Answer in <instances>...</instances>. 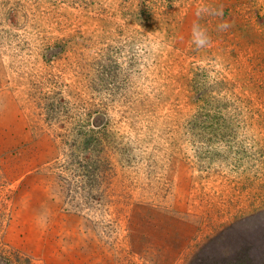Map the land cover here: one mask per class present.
Returning <instances> with one entry per match:
<instances>
[{"label":"rangeland","instance_id":"1","mask_svg":"<svg viewBox=\"0 0 264 264\" xmlns=\"http://www.w3.org/2000/svg\"><path fill=\"white\" fill-rule=\"evenodd\" d=\"M0 78V264H190L264 221V0H0Z\"/></svg>","mask_w":264,"mask_h":264},{"label":"trees","instance_id":"2","mask_svg":"<svg viewBox=\"0 0 264 264\" xmlns=\"http://www.w3.org/2000/svg\"><path fill=\"white\" fill-rule=\"evenodd\" d=\"M237 224L210 240L201 251L202 256L194 257L190 264H264V221L243 229ZM230 239L236 243L232 250L228 249ZM231 252L235 254L231 256Z\"/></svg>","mask_w":264,"mask_h":264},{"label":"crops","instance_id":"3","mask_svg":"<svg viewBox=\"0 0 264 264\" xmlns=\"http://www.w3.org/2000/svg\"><path fill=\"white\" fill-rule=\"evenodd\" d=\"M3 87L0 78V147H17L23 141V138L22 141L19 138L20 136L18 133L23 130L22 125L24 116L11 93L2 90ZM25 139L26 138H24V141L27 140ZM172 232L174 233L173 230ZM185 243L186 239L181 243H175V249L178 248V246H183ZM172 259H175V257H172Z\"/></svg>","mask_w":264,"mask_h":264},{"label":"clouds","instance_id":"4","mask_svg":"<svg viewBox=\"0 0 264 264\" xmlns=\"http://www.w3.org/2000/svg\"><path fill=\"white\" fill-rule=\"evenodd\" d=\"M200 12L201 10L197 11V16L200 15ZM218 14L222 15V12ZM218 27L224 29L228 27V24L227 22H223L220 25H218ZM191 33H192V42L196 45L197 48H202L209 45L210 37L207 34V30L203 28L199 23H193ZM46 222H47V213L42 212L37 218V223L39 226L44 227L46 226Z\"/></svg>","mask_w":264,"mask_h":264}]
</instances>
